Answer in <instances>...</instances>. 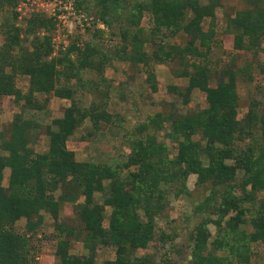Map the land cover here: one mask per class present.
Segmentation results:
<instances>
[{
    "label": "trees",
    "instance_id": "obj_1",
    "mask_svg": "<svg viewBox=\"0 0 264 264\" xmlns=\"http://www.w3.org/2000/svg\"><path fill=\"white\" fill-rule=\"evenodd\" d=\"M210 1L206 6H201L198 0L98 1L101 7L97 10L106 25L112 27L114 20L119 24L117 33L122 47L116 54L118 58L144 67L152 62H178L186 70L174 73L189 79V85L181 93L184 103H190V94L196 89L206 95L205 106L196 112L167 117L159 113L140 127L143 136L134 138L132 152L122 166L79 162L67 146L87 121L94 130H100L114 118L100 107L87 109L77 103V90L61 83L67 73L58 66L72 64L69 56L75 53L79 62L80 59L89 62L102 75L108 57L97 60L100 54L87 42L83 49L72 46L61 59L49 61V47L45 49L46 44L39 39L35 40L32 52L26 50L20 56H12L11 49L20 44V29L12 25L3 32L7 41L2 55L7 54L10 60L0 64V107L4 96H14L18 103L24 102L25 109L35 108L36 93L73 102L63 117L53 121L57 130L48 128L50 144L44 154H37L30 147L34 125L22 113L15 116L8 135L0 132V150L8 153L6 157L0 156V264H31L32 250L36 249L33 240L40 241L39 230L44 223L42 212L50 213L58 222L61 203L77 206L82 226L78 229L55 225L53 241L57 242L60 264H97L101 247H113L116 252L114 260L102 264H150L148 257H136V252L147 249L156 239L157 219L165 213L168 190L175 191L177 197L190 195L186 182L191 175L198 176V185L210 184L211 189L210 195L196 207L203 220L190 235L189 264H250L252 246H264V112L260 110V103L253 101L246 116L239 118L237 71L227 65L212 66L209 56L215 42V24L206 32L203 23L214 17L218 0ZM17 2L0 0L1 15L6 6H16ZM260 2L249 0L251 9L238 13L232 21L237 32L235 48L254 50L260 46L264 35V8L258 6ZM104 8L107 10L102 14ZM145 11L152 13L154 21L150 41L157 44V50L151 54L140 47L143 42L140 35L146 32L140 28ZM121 16L125 18V27ZM27 23L30 35L46 24L39 14L32 15ZM181 33L188 36L187 45L166 42ZM17 71L30 77L27 94L15 85ZM153 76L149 81L156 91ZM170 90L178 93L176 88ZM101 106L104 109L106 104ZM167 121L171 123L167 137L178 147L173 159L168 157L165 143L158 142L156 136H144V131L150 128L161 131ZM6 168L11 170L7 188L3 186ZM125 170L128 174L124 176ZM239 176L242 177L239 179ZM59 189L62 194L56 198L54 193ZM258 192L263 194L260 201ZM96 193L102 194V203L97 202ZM82 197L84 202L79 203ZM108 208L111 213L109 225L105 227ZM210 209L217 213L216 219L210 217ZM23 218L25 229L17 232L16 224ZM211 223L217 227V236L212 242L208 229ZM247 226L252 231H246ZM164 238L163 234L161 239ZM77 242L82 243L88 254H70L72 244ZM162 260L163 264H180L168 256Z\"/></svg>",
    "mask_w": 264,
    "mask_h": 264
},
{
    "label": "rangeland",
    "instance_id": "obj_2",
    "mask_svg": "<svg viewBox=\"0 0 264 264\" xmlns=\"http://www.w3.org/2000/svg\"><path fill=\"white\" fill-rule=\"evenodd\" d=\"M98 1L18 0L16 6H6L2 15L0 13V64L3 65L4 62L6 64L10 60L7 54L2 55L3 45L7 41L3 32L12 25L20 29L21 35L20 44L10 51L12 56H20L26 50L32 52L37 39L41 40L44 45L46 44L45 49L49 47V61L61 59L72 46L83 49L87 42L92 43L96 53L101 56L96 58L97 60L108 57V62L102 67L104 74L101 75L99 69L90 66L89 62L85 63L81 59L79 62L75 58L76 54L72 53L69 56L72 64L65 67L58 66L67 73L61 83L77 90L76 102L83 108L100 107V110H106L113 115L114 120L102 126L100 130H94L91 122L87 121L67 142V146L69 150L75 152L79 162L92 161L102 165L122 166L132 152L134 138L143 136L140 134V127L147 125L148 121L156 118L159 113L167 117L196 112L205 106L206 95L196 89L190 94V103H184L181 93L185 92L189 79L176 76L174 73L186 70V67L178 62L168 64L152 62L149 67H144L142 64L132 65L118 58L116 54L122 47V39L117 33L119 24H115L114 20L112 27L106 25L99 15L101 13L97 10L101 7ZM198 2L201 6L211 4L210 0H198ZM258 6L264 8V0H261ZM251 7L249 0H218L214 17L205 19L203 23V30L206 32L215 24V42L209 56L212 59L213 68H223L227 65L236 70L239 75L237 81V93L240 98L239 118L246 116L253 101H258L260 110L264 112V35L261 37L258 48L254 50L237 49L235 48L237 32L236 28L232 27V21L238 13L250 10ZM103 10L102 14L107 9ZM34 14L42 16L46 24L30 35L27 30V21ZM123 17H120V21L125 27L126 21ZM153 26L152 13L143 12L140 28L146 29V32L140 35L143 38L140 47H143V51L148 54L157 50V44L150 41L152 38L150 31ZM163 38L167 39V37ZM188 39L187 35L181 33L177 37H170L166 42L183 47L187 45ZM75 59L76 63L73 64ZM6 71L10 72V69L7 68ZM17 73L18 71L14 79L15 85L27 94L30 89V77ZM151 74L155 78L153 84L157 85L156 91L153 90L154 87L149 81ZM217 76L218 74L214 76L212 86L215 85ZM170 88H176L178 93L171 91ZM72 102V100L57 98L53 95L36 93L34 104L37 106L25 109L24 102L18 103L14 96H4L0 107V132L4 131L8 135L15 116L22 113L23 118L34 125L31 129L30 147L35 153L44 154L49 150L50 144L48 128L51 127L53 131L57 130L53 121L63 117L66 108L70 107ZM105 104L103 109L101 105ZM170 127L171 123L167 121L161 131L150 128L144 131V136L150 134L156 136L158 142L165 143L168 157L173 159L177 155L178 147L167 137ZM202 143L205 144V141L203 140ZM7 155L8 153L0 150V156L6 157ZM134 170L135 168H132V171ZM127 174L125 170L124 176ZM10 175V168H6L3 180L5 188L9 186ZM241 177L239 176V179ZM197 179V175H191L186 182L190 195L182 194L177 197L175 191L168 190L165 196V213L162 218L157 219L156 239L147 249L138 250L136 257H148L150 264H163L162 259L166 256L172 262L190 263V235L203 220L199 214L201 211H197L196 207L210 195L211 189L210 184L198 185ZM108 182L106 181L107 184ZM61 194V189L54 193L56 198H59ZM257 196L260 201L263 197L262 192H258ZM95 197L97 202H103L102 194L96 193ZM83 202L82 197L79 203ZM209 212L212 219L217 218L214 209H210ZM106 213L107 220L104 225L108 227L111 209L108 208ZM42 215L44 223L39 230L38 239L40 241L33 240L36 249L32 250L31 264H60V258L56 255L57 242L53 241L55 225L59 223L66 227L80 229L82 224L77 214V206L71 203H61L58 222L46 211H43ZM25 226L26 219L23 218L17 222L15 230L23 232ZM208 229L211 234L210 242H212L217 236V227L211 223ZM246 231H252L251 227L247 226ZM163 234L165 235L164 240L161 239ZM70 254L82 255L88 252L82 243L77 242L72 244ZM220 254L223 255V253ZM250 257V264H264V246L254 244ZM115 258L116 252L113 247H101L98 250L96 263L102 264Z\"/></svg>",
    "mask_w": 264,
    "mask_h": 264
}]
</instances>
